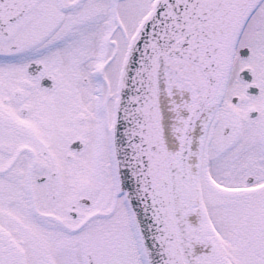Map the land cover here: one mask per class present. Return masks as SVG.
<instances>
[{
	"label": "flooded vegetation",
	"instance_id": "1",
	"mask_svg": "<svg viewBox=\"0 0 264 264\" xmlns=\"http://www.w3.org/2000/svg\"><path fill=\"white\" fill-rule=\"evenodd\" d=\"M153 1L41 0L0 27V230L24 264H143L113 147L121 69ZM237 54L254 87L229 84L210 111L194 176L205 203L253 188L230 231L258 238L264 264V0Z\"/></svg>",
	"mask_w": 264,
	"mask_h": 264
},
{
	"label": "water",
	"instance_id": "2",
	"mask_svg": "<svg viewBox=\"0 0 264 264\" xmlns=\"http://www.w3.org/2000/svg\"><path fill=\"white\" fill-rule=\"evenodd\" d=\"M39 1L0 0V27L20 20ZM260 1L157 0L131 43L118 91L115 169L146 264H192L185 238L199 237L191 226L197 206L191 180L194 131L219 100L234 47ZM162 73L186 97L175 109L181 111L174 121L183 118L176 139L163 122ZM186 100L187 111L181 109ZM0 264H24L1 230Z\"/></svg>",
	"mask_w": 264,
	"mask_h": 264
},
{
	"label": "rangeland",
	"instance_id": "3",
	"mask_svg": "<svg viewBox=\"0 0 264 264\" xmlns=\"http://www.w3.org/2000/svg\"><path fill=\"white\" fill-rule=\"evenodd\" d=\"M238 67H239V64H237V57L235 55L234 56L233 71L231 70L230 76H229V84H234L237 87H239V85H240L239 79H238ZM188 103H189V101L186 100V102H185L186 105L184 106L185 108L183 110L187 111ZM182 122H183V118L180 117L178 119V124L176 123L175 126L173 127L174 134L176 132V129H180V130L182 129ZM200 142H201V140H200ZM250 198L253 199L254 196H250ZM225 200H228V199H225ZM241 202H242V200H240V199H230L227 202V203H229V205L228 204L226 205L224 200L218 198L217 204L215 206L213 205L212 206L213 208L211 210H209V209L206 210V208L204 206H202V207L204 208L205 212L209 211V214L211 216L210 220H211V223L213 226L212 228H214L216 230V232L220 235V238L224 242L223 243L224 248L220 249V252H222L225 255V257L230 260V262L237 263V264H263L260 262V254H259V250H258L259 246H256V245L254 246L255 241H257L258 238H254L253 240H251L250 246L247 249L244 245L248 241H246V242L242 241L241 237L238 238L237 235L229 234L226 231V229H224L225 227H222L225 220L227 222H229V221L231 222L232 220H236L234 217H236L238 213L242 212V208L239 207V206H241ZM253 208H252V206H250V210H248V211L249 212L255 211V210H253ZM198 213L199 214L197 216L191 217V226L193 223V225H195L197 228L204 229L207 227L206 220H205L204 216L201 214L202 211L201 212L199 211ZM241 217L242 216H240V217L237 216V218H241ZM226 228H227V230L231 229V227H228V225H226ZM222 231L224 233H222ZM189 232H190V234H192V230H190ZM185 241H186L185 246H187V244H188L189 248H191L192 247V235L189 237H186ZM189 255H191V258H192V253H190Z\"/></svg>",
	"mask_w": 264,
	"mask_h": 264
},
{
	"label": "bare ground",
	"instance_id": "4",
	"mask_svg": "<svg viewBox=\"0 0 264 264\" xmlns=\"http://www.w3.org/2000/svg\"><path fill=\"white\" fill-rule=\"evenodd\" d=\"M176 85V84H175ZM160 106L164 125L172 124L173 121L180 116L181 110H175L184 101L181 97L180 89L170 83V77L166 73H162L160 77ZM182 109V107H181ZM196 140L202 132V126H198ZM176 202H183L182 192L176 194ZM184 222V220H182ZM186 249L192 253V264H231L227 259L223 258L216 249L213 248L211 240L205 237H197L195 235L192 240V247L189 250L187 244Z\"/></svg>",
	"mask_w": 264,
	"mask_h": 264
}]
</instances>
